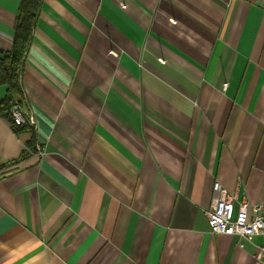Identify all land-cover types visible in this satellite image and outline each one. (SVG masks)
Masks as SVG:
<instances>
[{
  "label": "crops",
  "instance_id": "obj_1",
  "mask_svg": "<svg viewBox=\"0 0 264 264\" xmlns=\"http://www.w3.org/2000/svg\"><path fill=\"white\" fill-rule=\"evenodd\" d=\"M21 82L0 264H264L204 213L216 180L264 204V0H43ZM30 137L0 116V162Z\"/></svg>",
  "mask_w": 264,
  "mask_h": 264
},
{
  "label": "trees",
  "instance_id": "obj_2",
  "mask_svg": "<svg viewBox=\"0 0 264 264\" xmlns=\"http://www.w3.org/2000/svg\"><path fill=\"white\" fill-rule=\"evenodd\" d=\"M43 0H20L12 36V46L9 50H0V84L7 85V91L0 100V116L5 119L11 130L17 134L24 132L31 135L26 142V150H23L19 158L9 162H0V171L7 166L18 163L26 155L35 150V142L32 137V126L29 122L16 123L12 115V109L17 105L22 109L24 90L21 82L23 62L31 39L34 27L42 7Z\"/></svg>",
  "mask_w": 264,
  "mask_h": 264
},
{
  "label": "built area",
  "instance_id": "obj_3",
  "mask_svg": "<svg viewBox=\"0 0 264 264\" xmlns=\"http://www.w3.org/2000/svg\"><path fill=\"white\" fill-rule=\"evenodd\" d=\"M12 115L17 124L25 121L31 124L17 105ZM212 192L210 205L204 210L209 231L238 235L249 241L255 236L261 237L262 243L257 245L254 258L257 263H264V204H251L243 199L235 206V196L228 193L219 180L213 182Z\"/></svg>",
  "mask_w": 264,
  "mask_h": 264
}]
</instances>
